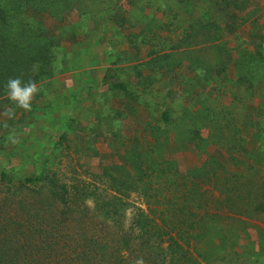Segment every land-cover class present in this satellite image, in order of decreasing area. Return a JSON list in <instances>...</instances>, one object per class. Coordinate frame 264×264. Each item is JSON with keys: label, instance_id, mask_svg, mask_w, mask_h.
Masks as SVG:
<instances>
[{"label": "rangeland", "instance_id": "obj_1", "mask_svg": "<svg viewBox=\"0 0 264 264\" xmlns=\"http://www.w3.org/2000/svg\"><path fill=\"white\" fill-rule=\"evenodd\" d=\"M82 1L67 22L63 13L23 14L63 45L30 112L17 108L7 119L2 114L11 102L0 99V172L106 187L103 170L129 171L128 147L148 143L164 107L190 112L201 118L203 150L181 149L194 145L192 128L182 124L169 142L170 157L191 178L205 174L202 167L215 168L209 173L215 186L202 188L211 191L205 196L215 217L197 245L200 264H264V0ZM213 19L219 28L210 42ZM80 25L87 34L79 39L71 32L79 34ZM111 73L131 90L105 85ZM11 129L19 136L15 144ZM126 199L143 206L138 193ZM125 214L128 224L132 209Z\"/></svg>", "mask_w": 264, "mask_h": 264}, {"label": "trees", "instance_id": "obj_2", "mask_svg": "<svg viewBox=\"0 0 264 264\" xmlns=\"http://www.w3.org/2000/svg\"><path fill=\"white\" fill-rule=\"evenodd\" d=\"M82 3L0 0V99L6 96L4 85L9 77L38 83L48 78L54 50L63 45L50 29L27 23L23 14L29 10L43 16L63 13L62 21L67 22L75 5ZM209 25L210 42H215V27L219 26L215 19ZM77 29L80 36L71 32L73 37L87 34L84 26ZM160 60L155 58V62ZM103 81L113 90H131V85L114 73ZM192 120L194 127L188 124ZM179 124L192 128L194 142L181 149L202 151L201 118L192 119L190 112L175 115L166 106L147 131L148 143L134 142L128 147L129 171L117 165L103 170L100 179L106 187H101V181L69 185L45 173L17 178L3 169L0 264H136L141 259L143 264H200L197 245L212 229L215 217L211 198L205 196L211 191L202 188L211 185L209 173L215 168L213 164L209 169L202 167L206 173L192 178L182 172L180 161L170 157L169 142L171 130L182 127ZM212 162L215 164V158ZM133 192L142 197L143 206L127 201ZM90 199L92 206L87 203ZM130 208L133 216L127 224L125 213Z\"/></svg>", "mask_w": 264, "mask_h": 264}, {"label": "clouds", "instance_id": "obj_3", "mask_svg": "<svg viewBox=\"0 0 264 264\" xmlns=\"http://www.w3.org/2000/svg\"><path fill=\"white\" fill-rule=\"evenodd\" d=\"M4 88L6 98L11 102L10 105H5L2 114L7 119L15 118L17 108L25 112H30L32 110V104L40 91V87L36 80L29 78L25 81L20 76L9 77L5 82ZM11 105H15V107ZM4 127L8 128L6 121ZM8 139L13 144L18 142L19 136L15 129L9 131ZM136 264H143V260H137Z\"/></svg>", "mask_w": 264, "mask_h": 264}]
</instances>
